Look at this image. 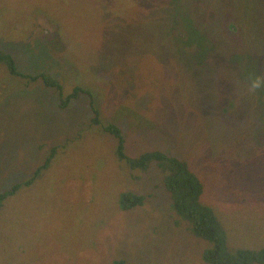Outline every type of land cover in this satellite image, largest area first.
Returning a JSON list of instances; mask_svg holds the SVG:
<instances>
[{"label":"rangeland","instance_id":"374dc122","mask_svg":"<svg viewBox=\"0 0 264 264\" xmlns=\"http://www.w3.org/2000/svg\"><path fill=\"white\" fill-rule=\"evenodd\" d=\"M0 51V264H211L163 163L131 168L98 113L128 158L189 162L233 249L264 246V90L242 87L264 0H0Z\"/></svg>","mask_w":264,"mask_h":264},{"label":"trees","instance_id":"16d2710c","mask_svg":"<svg viewBox=\"0 0 264 264\" xmlns=\"http://www.w3.org/2000/svg\"><path fill=\"white\" fill-rule=\"evenodd\" d=\"M203 50V49H202ZM205 51V50H204ZM8 53L0 51V59ZM43 74V78L51 85L52 77ZM78 91H75V95ZM72 96H69L63 104L69 103ZM99 113L94 117L96 123L102 124L103 129L115 135L119 141L120 159L128 162L131 168H146L151 160H158L164 166V185L171 193L172 200L176 209L184 214L189 223L191 231L212 243L204 251V259L211 264H264V246L259 249L238 247L233 249L229 245L226 232V218H222L221 213L214 212L213 208L202 202L204 193V181L191 168L189 162L177 156L170 155L160 150H150L135 158H128L124 152L126 146V136L121 128L114 121L101 122ZM130 162H129V160ZM168 171V172H167ZM39 170H37V173ZM31 182L29 180L27 183ZM19 184L14 185L8 191H0V205L4 198L15 193ZM146 195H141L132 191H125L121 199L124 208H131L143 202ZM123 264V262H116Z\"/></svg>","mask_w":264,"mask_h":264},{"label":"clouds","instance_id":"9594fccd","mask_svg":"<svg viewBox=\"0 0 264 264\" xmlns=\"http://www.w3.org/2000/svg\"><path fill=\"white\" fill-rule=\"evenodd\" d=\"M242 87L245 94H255L264 90V73L249 76L247 83Z\"/></svg>","mask_w":264,"mask_h":264}]
</instances>
